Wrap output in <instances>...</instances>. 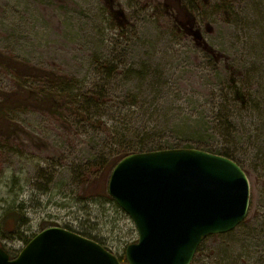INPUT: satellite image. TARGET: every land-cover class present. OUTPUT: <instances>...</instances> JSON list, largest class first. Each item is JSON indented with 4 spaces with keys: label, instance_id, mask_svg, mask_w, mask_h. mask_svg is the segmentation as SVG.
I'll use <instances>...</instances> for the list:
<instances>
[{
    "label": "rangeland",
    "instance_id": "rangeland-1",
    "mask_svg": "<svg viewBox=\"0 0 264 264\" xmlns=\"http://www.w3.org/2000/svg\"><path fill=\"white\" fill-rule=\"evenodd\" d=\"M0 57L74 78L80 95L104 103L91 119L7 113L18 130L0 134V248L11 259L52 227L124 257L139 233L102 166L149 140L164 150L237 149L247 217L206 239L191 264H264V0H0ZM13 70L0 64V99L22 83ZM121 107L131 121L116 115ZM216 116L233 119L237 146L219 136ZM116 127H132L128 139Z\"/></svg>",
    "mask_w": 264,
    "mask_h": 264
},
{
    "label": "water",
    "instance_id": "water-1",
    "mask_svg": "<svg viewBox=\"0 0 264 264\" xmlns=\"http://www.w3.org/2000/svg\"><path fill=\"white\" fill-rule=\"evenodd\" d=\"M108 194L132 219L137 244L129 264H191L209 237L234 231L247 217L250 184L234 161L195 149L134 154L113 170ZM0 264H122L95 241L52 227Z\"/></svg>",
    "mask_w": 264,
    "mask_h": 264
},
{
    "label": "trees",
    "instance_id": "trees-1",
    "mask_svg": "<svg viewBox=\"0 0 264 264\" xmlns=\"http://www.w3.org/2000/svg\"><path fill=\"white\" fill-rule=\"evenodd\" d=\"M182 7L184 8L182 13H185L188 9L184 6ZM6 60L7 59L0 57V64L9 65L10 63L14 69L13 72L15 71L17 77L22 81V83L18 87H15L12 91L5 92L0 99V134L9 135L18 130L17 127H10L7 123V113L10 111L33 109L38 112L40 111L42 113H46L50 116H61L66 113H70L75 117L78 115L86 119H91V115H87L86 112L91 111L93 107H96L99 111L100 106L104 105V103L98 101V98H100L99 93H95L93 96L91 93H87L85 96L80 95L78 92L80 90L79 85L81 82L74 78L57 75L53 72L48 73V71L42 69H35L26 64L24 65L18 63L14 59H11L14 63ZM113 70L114 69H111L109 71L112 72ZM248 96H251L250 98L254 96L252 90L249 91ZM133 98L134 99L131 102V109L135 108L134 106L137 105V98L135 96ZM85 104L86 106H89L88 109L84 108ZM115 112H117V116L122 117L126 121H131L132 119V111L126 112L123 107L117 109ZM215 121L216 122L213 124L220 131L221 135L219 136L226 139L227 144L237 146L241 136L233 119L216 116ZM128 125L131 126V123L128 122ZM131 128L132 127H129L128 130L126 128L122 131L116 127V137L118 136L125 141L131 133ZM207 128L211 129V127ZM122 132H125V134ZM204 133L206 134L208 131H205ZM119 134L122 136H119ZM256 138L257 137L254 136V140ZM249 139H252V137L250 136ZM132 142L133 141L128 143L125 147H121L120 149L114 151L112 157L109 158V161L107 163L105 162L102 166L104 179H110L115 167L126 157L134 154L164 150L168 146L166 143H157L149 140L139 141L135 144ZM118 144H120V142ZM213 153L234 161L240 167L243 165L238 159L237 149L233 152L230 148H220L216 149ZM112 201L115 202L113 199ZM30 240L31 239H24L26 245L30 242ZM119 260L122 264H129L126 259V255Z\"/></svg>",
    "mask_w": 264,
    "mask_h": 264
}]
</instances>
